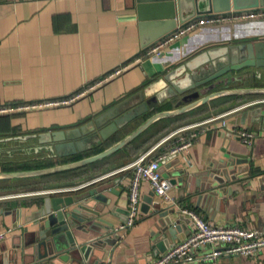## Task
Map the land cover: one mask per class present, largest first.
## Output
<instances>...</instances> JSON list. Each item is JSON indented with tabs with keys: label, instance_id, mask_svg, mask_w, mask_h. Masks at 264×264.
Segmentation results:
<instances>
[{
	"label": "crops",
	"instance_id": "crops-1",
	"mask_svg": "<svg viewBox=\"0 0 264 264\" xmlns=\"http://www.w3.org/2000/svg\"><path fill=\"white\" fill-rule=\"evenodd\" d=\"M142 36L132 0H0V105L75 96L68 103L0 115V173L54 166L115 144L145 118L90 151L60 159L43 158L51 153L40 150L38 135L79 126L145 87L147 95L154 92L160 87L158 83L153 88L155 80L181 59L207 48L264 40V17L197 27L164 46L159 56L143 54L148 45L143 46ZM119 68L121 72L113 74ZM253 87H264L263 75L259 78L251 73L227 88ZM223 88L221 85L216 90ZM172 100L159 110L175 108L176 99ZM239 130L253 133L250 144L241 140ZM184 138L191 144L177 152L173 166L164 168L161 164V172L168 178L176 165L190 172L173 177L180 180L172 183L169 192L177 203L174 209L189 208L214 226L264 231V94L235 93L158 119L119 150L90 164L45 175L0 178V231H6L0 240V264L6 258L15 264H51L49 259L36 258L32 244L37 229L32 214L38 200L47 194L68 195L77 189L83 193L100 184L112 185L119 194L102 191L111 202L100 216L112 222L114 229L126 220L133 174L130 167L121 168L143 154H147L145 161L155 159ZM220 159L234 167L227 172V179L207 188L210 183L201 174ZM150 190L142 180V202ZM155 199L162 208L171 204L156 195ZM97 206L103 205L97 202ZM154 213L153 209L143 212L140 208L135 223L117 232L120 237L114 244L95 249L91 262L146 264L158 257L163 251L154 246L153 233L160 220ZM181 215L185 227L176 232L169 247L194 232V222ZM98 229L103 230L101 225ZM98 235L94 230L80 233L76 242L81 244ZM205 250L201 248L200 253ZM53 262L79 264L59 258ZM189 264H264V247L247 256L222 255Z\"/></svg>",
	"mask_w": 264,
	"mask_h": 264
},
{
	"label": "water",
	"instance_id": "water-1",
	"mask_svg": "<svg viewBox=\"0 0 264 264\" xmlns=\"http://www.w3.org/2000/svg\"><path fill=\"white\" fill-rule=\"evenodd\" d=\"M132 2L137 11L141 35L144 33L143 46L149 45L173 30L177 24L195 15L264 6V0H132ZM238 72L241 74H237ZM251 73H255L259 78L264 76V40L207 48L189 58L181 59L161 78L155 80L153 88L158 86V83L160 87L154 92L147 95L148 88L145 87L79 126L38 135L42 144L40 150L44 149L51 153L43 158L60 159L90 151L112 135L145 118L115 144L81 159L46 168L2 172L0 178L45 175L81 167L119 150L158 119L186 112L224 95L251 92L264 94V87L227 88L231 82L241 81ZM154 82L148 84L150 85L148 87L152 88ZM221 85L226 88L216 90ZM172 99H176L175 108L159 110L166 103H171ZM176 155L177 153L168 154L162 160L164 168L173 166L172 160ZM228 163L229 161L220 159L206 167L201 175H205L207 182L210 183L207 188L223 178L227 179V172L234 167ZM189 173L176 165L169 180L175 184L180 181L179 178H173L175 175L186 176ZM119 181L120 179L116 183ZM103 190L119 194L112 185L100 184L87 192L81 193L77 189L75 193L68 195L47 194L38 200V208L31 218L37 221L36 237L32 244L38 260L49 259L53 264V259L59 258L63 261H76L79 264L86 262L98 264V259L92 262L90 260L95 249L99 247L101 249L104 244L112 245L120 237L112 228L113 223L100 216L103 207L109 206L111 202L110 198L102 194ZM97 202L103 206L98 207ZM140 208L143 212L153 209L154 214L160 218L158 229L153 233L154 246L160 251H165L169 247V241L174 240L176 232L185 227L184 216L179 210H175L172 204L162 208L161 202L155 199L152 189L143 196ZM109 212H112V208ZM100 225L102 231L98 229ZM90 230L97 231L99 235L78 244L76 237ZM2 264L15 263L6 258Z\"/></svg>",
	"mask_w": 264,
	"mask_h": 264
},
{
	"label": "built area",
	"instance_id": "built-area-1",
	"mask_svg": "<svg viewBox=\"0 0 264 264\" xmlns=\"http://www.w3.org/2000/svg\"><path fill=\"white\" fill-rule=\"evenodd\" d=\"M260 17H264V6L230 9L225 12L195 15L185 22L177 24L173 30L150 43L145 48L143 54L146 56H159L164 46L178 40L181 36L197 27L214 26L224 22H236ZM121 70L122 68H119L115 70L113 74H118ZM79 95L80 94H76V96ZM74 97L75 96L33 104L0 105V115L11 114L30 108L68 103ZM224 123L225 121H222V124ZM191 126L195 127L196 124H192ZM238 135L246 144H250L253 138V133L247 130H239ZM190 144L191 140L184 138L180 144L172 147L167 152L168 154L177 153L179 150L189 147ZM167 152L155 159L147 161L144 160L147 154H143L131 164L121 168L130 167L133 169V174L129 184L128 214L126 220L114 228L115 231H125L138 219L142 203L139 186L142 180L149 184L156 196L167 200L172 205H177L174 198L169 193L172 183L169 178L165 177L161 172L162 160L167 157ZM178 209L182 214L194 222V232L181 242L169 247L158 257L148 261L146 264H189L215 260L222 255L247 256L264 247V231L262 230L247 229L237 226H214L189 208L179 206ZM5 234L6 231H0V240L4 238ZM207 247L209 248L208 252L200 253L201 248Z\"/></svg>",
	"mask_w": 264,
	"mask_h": 264
},
{
	"label": "rangeland",
	"instance_id": "rangeland-1",
	"mask_svg": "<svg viewBox=\"0 0 264 264\" xmlns=\"http://www.w3.org/2000/svg\"><path fill=\"white\" fill-rule=\"evenodd\" d=\"M20 193H22V192H20ZM11 194H13V192H11V193L8 194V195H11ZM208 251H209V248L207 247L206 250H205V252H208ZM205 252H204V253H205Z\"/></svg>",
	"mask_w": 264,
	"mask_h": 264
}]
</instances>
